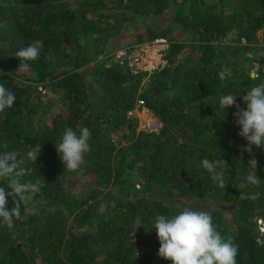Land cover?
<instances>
[{
    "label": "trees",
    "instance_id": "16d2710c",
    "mask_svg": "<svg viewBox=\"0 0 264 264\" xmlns=\"http://www.w3.org/2000/svg\"><path fill=\"white\" fill-rule=\"evenodd\" d=\"M130 31L134 42L172 40L167 65L146 80L111 57ZM33 43L39 58L18 72L15 53ZM0 72L16 96L0 113V152L41 147L23 177L39 179L41 193L13 228L0 222V264H171L154 223L184 207L210 213L237 264H264V149L253 146L261 184L249 185L237 108L219 104L231 94L244 109L242 96L264 82V0H0ZM139 98L158 131L128 116ZM66 127L91 132L75 172L55 147ZM205 158L219 162L225 189Z\"/></svg>",
    "mask_w": 264,
    "mask_h": 264
},
{
    "label": "clouds",
    "instance_id": "9594fccd",
    "mask_svg": "<svg viewBox=\"0 0 264 264\" xmlns=\"http://www.w3.org/2000/svg\"><path fill=\"white\" fill-rule=\"evenodd\" d=\"M39 55L37 43L21 47L15 53L20 61L18 72L27 73L30 62L37 60ZM3 74L0 72V75ZM15 100V93L0 83V113L11 109ZM236 100L234 95H222L220 108L224 110L236 106L234 117L240 129L238 135L247 141L243 151L250 155L249 166L254 169L245 179L247 184L259 186L261 181L256 175L258 161L253 154V146L264 149V82L252 86L242 96L246 106L244 109L236 105ZM90 138L91 132L87 127L80 128L79 133L71 127L65 128L61 142L55 145L64 168L72 172L81 168L86 154L91 150ZM40 153V146L30 148L22 158H18L16 151L0 152V181L5 182V186L0 187V222L9 229L14 227L15 220L21 218L22 205H32L36 195L41 193L39 179L35 182L23 179L28 171L24 166L26 161L36 163ZM218 163L207 158L201 161L202 167L211 174V179L225 189V172L217 171ZM9 198L12 199L11 209L8 207ZM239 198L257 200L259 194H240ZM153 229L160 244L158 256L171 264H237L238 247L231 238L225 239L220 234L207 211L184 207L171 217L158 215Z\"/></svg>",
    "mask_w": 264,
    "mask_h": 264
},
{
    "label": "built area",
    "instance_id": "2783aa9c",
    "mask_svg": "<svg viewBox=\"0 0 264 264\" xmlns=\"http://www.w3.org/2000/svg\"><path fill=\"white\" fill-rule=\"evenodd\" d=\"M172 40L168 37H157L150 41L131 42L117 50L111 57L121 66L127 67L132 74L140 75L146 73L144 79L162 70L168 63V52L170 50ZM40 89L46 90L40 86ZM145 106L143 98L137 100L136 107L128 112V116L134 117L136 110ZM159 130V128H157Z\"/></svg>",
    "mask_w": 264,
    "mask_h": 264
},
{
    "label": "rangeland",
    "instance_id": "374dc122",
    "mask_svg": "<svg viewBox=\"0 0 264 264\" xmlns=\"http://www.w3.org/2000/svg\"><path fill=\"white\" fill-rule=\"evenodd\" d=\"M136 38V33L134 31H130V32H125L123 34H121L120 36L117 37L118 39V44L120 45V47L125 46L131 42H134L133 40ZM189 35L186 34L184 35V38L182 39L184 42L187 43H191V40L189 39ZM194 52V54L196 53L195 51H192L191 47H188L186 49V52ZM144 88L147 87L146 82L144 81ZM143 88V89H144ZM57 103L54 107V109H58L60 107V101L59 98L56 99ZM134 117H138L139 118V126H138V131H147V132H152V131H158L157 128H161V120L154 114L153 111H151L148 107L142 106L140 108H138L136 110V114L134 115ZM262 230L264 231V228H262Z\"/></svg>",
    "mask_w": 264,
    "mask_h": 264
}]
</instances>
